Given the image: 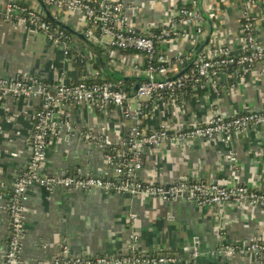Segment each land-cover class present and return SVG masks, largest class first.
<instances>
[{"label": "crops", "instance_id": "obj_1", "mask_svg": "<svg viewBox=\"0 0 264 264\" xmlns=\"http://www.w3.org/2000/svg\"><path fill=\"white\" fill-rule=\"evenodd\" d=\"M114 1L131 7L130 22L137 30L154 33L168 24L177 7L191 3V0ZM18 2L40 10L46 16L37 0ZM48 9L55 21L75 32L83 31L79 14L65 17L64 12ZM202 9L213 23L210 44H225L234 50L239 48L240 0H203ZM204 19L208 34L210 26ZM258 34L264 42V23ZM86 45L77 39L71 45L72 50L88 58L87 68L80 70L74 56L65 60L61 49L54 47L43 34L13 29L0 20V76L16 78L27 73L47 82L63 78L69 83L82 78L105 79L106 73L99 68L97 52ZM96 46L98 53L103 52L101 58L113 74L123 78L143 76L142 72L132 68L130 57L121 60L117 51L115 58L111 59L110 48ZM157 46L158 53L169 50L171 55H182V58L192 50V45L185 39L171 47L166 43ZM186 68L187 64L176 62L170 74L178 75ZM219 88V92L211 86L204 90L195 88L183 100L186 105L183 109L174 103L153 105L142 120V129L151 132L167 124L172 130L179 131L201 124L215 111L229 119L243 112L259 111L264 106V80L251 72L240 75L235 71L225 72ZM7 103L6 113L12 122L8 123L0 112V193L3 194L0 199V264H4L11 234L4 206L30 162L29 140L34 115L40 106L39 100ZM57 116L61 134L48 146L44 174H90L113 178L115 168L106 162L105 156L109 149H114L120 158L127 152L128 126L122 111L112 108L102 114L86 105L68 106ZM87 132L101 135L111 147L88 143L83 137ZM143 158L144 166L138 178L147 184H171L188 179L223 185L232 182L236 171L242 184L264 192V127L235 134L228 144L220 139L212 142L195 140L180 146L147 148ZM27 196L20 254L24 264H49L66 255L117 257L127 249L132 235L138 238L137 246L142 253L175 255L192 264H264V260L256 261L249 256L229 258L218 254L223 246L264 242V210L250 205L199 206L184 198L164 203L140 196L63 188L50 190L36 185L29 187ZM132 214L135 216L133 220ZM195 249L199 252L198 258L192 257Z\"/></svg>", "mask_w": 264, "mask_h": 264}, {"label": "built area", "instance_id": "obj_2", "mask_svg": "<svg viewBox=\"0 0 264 264\" xmlns=\"http://www.w3.org/2000/svg\"><path fill=\"white\" fill-rule=\"evenodd\" d=\"M200 0H191L190 5L177 7L168 24L159 28L158 33L150 30L139 31L130 22L131 7L114 0H42L57 12L70 16L79 14L84 25L82 34L92 43L110 48V58L117 51L133 50L130 56L132 68L149 78L139 84L138 90L130 96L121 82L91 83L82 78L69 83L63 78L57 82H47L39 76L21 74L16 78L0 76V112L10 123L7 102L13 104L39 100L40 106L34 115V124L29 144L31 158L19 176L4 206L10 220V238L6 248L4 264H19L21 244L25 229L26 202L29 187L34 185L47 189L63 188L83 191H103L133 197H145L168 203L184 194V200L199 206H222L230 203L236 206L250 205L264 210V192L240 182L235 171L231 183L223 185L205 184L202 181L182 179L171 184H147L138 178L144 166V152L147 148L160 149L167 145L180 146L195 140L212 142L220 139L228 144L232 136L248 132L252 128L264 127V106L259 111H247L225 119L219 111L201 124L179 131L162 124L151 132L142 130V120L153 105L174 103L180 108L186 105L185 97L195 88L204 90L211 86L220 90V79L230 67L235 74L253 73L264 80V42L258 29L264 23V0H240L242 25L239 36L240 47L234 50L229 45H209L193 60L201 42L207 36L206 21L200 11ZM46 16L37 9L27 7L18 0H0V20L13 29L34 30L46 36L49 42L61 49L65 60L70 57V47L64 43L65 33L54 28L45 20ZM185 39L192 45L187 57L158 53L157 45L168 46ZM134 57V60H133ZM187 64L185 73L171 75L170 69L176 63ZM121 64H125L122 62ZM234 88V86H232ZM180 104V105H179ZM86 105L102 114L112 108L122 111L126 122L125 140L128 158H116L114 149H109L106 162L113 165V178L96 176H50L41 171L44 168L48 146L61 134L58 112L68 106ZM4 112L6 115H4ZM84 139L96 146L110 148L107 139L99 134L85 133ZM3 194L0 193V199ZM135 216L131 215V220ZM132 235V234H131ZM138 238L130 237L127 249L117 257L95 256L83 258L64 256L55 258L49 264H192L175 255L142 253L137 246ZM218 254L225 257H252L264 260V242L245 246H223ZM193 258L199 257L197 249Z\"/></svg>", "mask_w": 264, "mask_h": 264}, {"label": "trees", "instance_id": "obj_3", "mask_svg": "<svg viewBox=\"0 0 264 264\" xmlns=\"http://www.w3.org/2000/svg\"><path fill=\"white\" fill-rule=\"evenodd\" d=\"M65 14V13H63ZM65 17L67 16V14L64 15ZM45 20L47 22H49L54 28H57L58 30L62 31L65 33L66 36V40H63L64 43L68 44V46L70 47V57L74 56V60L76 63V66L80 69V70H85V68H87V64H88V58H86L85 56L79 55L77 52H75L74 50H72L71 45L72 42L77 39L79 42H82L83 44L86 45V43L80 39V37L76 34L71 33L69 30H67L66 28H64L62 25L57 24L56 22H53L52 20H50L48 17L45 18ZM62 24V23H61ZM64 25V24H63ZM81 32V31H79ZM158 33V32H156ZM87 46V45H86ZM103 52L100 51L99 55H103ZM120 55H121V60H124L125 58L130 57V55L134 54L133 50H128V51H119ZM119 55V56H120ZM121 60H118L121 62ZM235 70L234 67H230L227 69V72H233ZM118 76V75H117ZM121 77V76H120ZM143 77L138 78L139 81H137V77H132V78H123L121 77L122 80H119L118 82H121L123 84L124 90L125 87L128 89L133 88L135 85H137V83H141ZM104 82H117V80H114L113 77H110L108 75H106L105 79H101L100 77L92 79L91 83H104ZM134 84V85H133ZM126 91V90H125ZM127 92V91H126ZM128 93V92H127ZM143 130V129H142ZM128 152L125 153L124 156H122V158H128L129 156ZM117 159H122L118 156H116ZM141 180V179H140ZM144 182V181H143ZM157 185V184H155Z\"/></svg>", "mask_w": 264, "mask_h": 264}, {"label": "water", "instance_id": "obj_4", "mask_svg": "<svg viewBox=\"0 0 264 264\" xmlns=\"http://www.w3.org/2000/svg\"><path fill=\"white\" fill-rule=\"evenodd\" d=\"M37 1H38V3L43 7V9H44V11H45V13H46V16H47L50 20H52L53 22H56V23L59 24V25H62L64 28H66L67 30H69L71 33L78 35V36L80 37V39H82L87 45L91 46V47L97 52V54H98V58H99V63H100V64H99V68H101V69L103 70V72L106 73V75H108V76H110V77H113L114 80H117V81L122 80L120 76H117L116 74H113V73L109 70L107 64L104 62V59L101 58V56L99 55V53H98V48H97V46H96L95 44H93L92 42H90V41L84 36V34H82V33H80V32H75V31H73L72 29H70L69 27L64 26V25L61 24L60 22L55 21V18L52 16V14H51V12L49 11L48 7L42 2V0H37ZM202 2H203V0H200V1H199V4H200V11H201L203 17L207 19V21H208V23H209V26H210V30H209V32H208L206 38L201 42L200 46H199L198 49L196 50V52H195V54H194V57H193V60H195V59H196V58H197V57L203 52V50H205V48H207V46L209 45L210 40H211V38H212V35H213V23L211 22V20L209 19V17H207V16L204 14L203 9H202ZM94 67H95V68H98V65H95ZM187 70H188V68H186L182 73H185ZM148 80H149V78H145V77H143L141 82H143V81H148ZM137 81H139L138 78H137ZM139 84H140V83L138 82L137 85H135V86H134L133 88H131V89H128V88L125 87V90L128 92V94H129L130 96H133V95L135 94V92L138 90V88H139ZM43 170H44V168H43ZM43 170L41 169L42 172H43ZM179 196L185 198V195H184V194H180ZM19 264H24V260H22V261L20 260Z\"/></svg>", "mask_w": 264, "mask_h": 264}]
</instances>
